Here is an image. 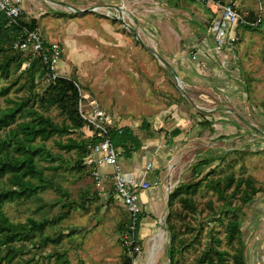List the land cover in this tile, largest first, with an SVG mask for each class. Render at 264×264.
I'll list each match as a JSON object with an SVG mask.
<instances>
[{
	"label": "rangeland",
	"instance_id": "obj_1",
	"mask_svg": "<svg viewBox=\"0 0 264 264\" xmlns=\"http://www.w3.org/2000/svg\"><path fill=\"white\" fill-rule=\"evenodd\" d=\"M223 1L235 3L241 15L247 18L261 16V24L254 30L240 27L241 40L236 44L235 58L229 55L227 57L229 60V62L227 61V68L220 67L217 74L214 75V78L222 80L221 84L214 86L209 81L208 96L206 97L208 98V120L210 125H208V139H205L208 144L201 145V143H198L200 146L194 155V149L191 150L190 155L189 152L186 153L188 162L184 165L183 176L169 190L164 187L166 196L162 198V201L160 199L162 202L160 209L157 211L149 209L153 218L147 207H145L143 214L146 216H142L143 218L139 222V226L142 228L141 234L140 229L138 231L141 250L136 253L131 264H149L150 246L152 245V248H154L152 242L154 238H156L157 244V248L153 249L156 250L155 264H170L166 253L167 245L170 242V233L166 229L165 218L168 211V194L174 186L196 182L207 171L215 170L210 175L213 179H219L232 173L234 180L251 178L257 187H264V0ZM194 2L182 1L185 6L198 7L199 3ZM178 7L179 4L174 5L169 0L166 3L160 2V6L152 3L149 4V10L143 11L142 15L126 16L124 19L134 27L136 23L138 26L140 24L144 25L146 35L148 34L146 29H150L147 22H151L156 27V20L162 21L163 24L161 25H166V29L171 31V28L175 29L176 27L177 19L175 17H182L177 10H173V8ZM142 18L144 19L143 22L141 21ZM196 20L193 22L201 23L200 18ZM150 30L152 34L147 35H152L149 36V44L152 41L155 42L156 39V36H154L156 35V29ZM118 31H121L123 39H118L115 42L119 44L116 47L117 57L112 54L111 44L100 43L103 45L99 47L98 42L94 41L93 43L89 42L91 41L89 39L82 38L83 40H80L79 46L83 52L82 54L80 51L83 57L78 61L75 59L73 63L66 53L63 62L66 63L68 69L63 66L61 71L59 62L58 70L63 76L76 79L81 95L84 94L88 98L84 101V105L87 103L84 109L89 108L88 102L95 99L97 105L110 113L113 119L118 118L117 122L114 120L116 126L128 125L136 131L140 130L139 126L142 120H149L154 114H157V108L159 109L158 106L161 103L173 98L172 90H175L174 92L180 96V99H185L188 94L185 91V85L180 86L178 84V76L176 75L177 78H175L163 62L169 60L165 58L162 60L159 55H153L140 46L139 41L146 42V36L144 38V35L138 33L141 36L139 35L136 39L124 26H119ZM104 39L106 40L107 37ZM123 42L128 43L125 45ZM86 45L95 47V49L90 48L88 54L84 49ZM151 45L153 46V44ZM134 48L139 50L137 51L138 54L135 53ZM190 50L188 49V52ZM142 53L143 56L147 54L149 59L143 58ZM15 77L14 75L9 80H1L0 85L10 84ZM146 80L148 83L145 82ZM20 84H22V81L18 80L8 95L13 100L26 93L24 90L15 91ZM226 84H228V87ZM142 85L143 91L145 86L149 88L147 98L142 94L143 92L141 93ZM204 87L206 86L204 85ZM216 88H220V90ZM35 89L39 94H42L45 84L40 83ZM155 101L157 102L153 104ZM0 102L3 107L10 106L4 101L3 97H0ZM36 106L55 122H61L63 119L67 121L58 107L40 108L38 104ZM148 123L153 128L154 123L152 121H148ZM89 136L90 132L83 127L69 135L61 136V139L65 141L67 137L81 139ZM55 138L58 137L55 136ZM44 143L51 153L59 158L54 164H61L60 158L64 162L58 170L47 169L45 173L53 175L54 180L68 190L73 199H78L80 195L82 198L86 196L87 199H85L84 207H76L66 219L46 230L49 235H55L60 231L64 233L65 237L59 246L48 245L39 248L31 244H25L28 251L22 258L31 255L34 259L31 264H54V259L49 256L54 251L64 250L67 252L69 264H122L121 257L125 251L123 235L125 233L123 234L118 226L127 219L128 213L121 202L113 197L115 183L113 167L109 166L107 171H103L102 166H100L98 168L100 176L97 178V182V179H93L95 176L93 177L87 165L82 163L80 170L73 168L77 157L75 151L64 152L59 150L52 139ZM223 152L225 154L221 160L216 159L207 166H200L197 173H192V166L198 158L206 154L210 157ZM123 157V155H118V166L120 164L119 160ZM40 164L46 166L51 164V161H43ZM149 177L154 179L152 173L149 174ZM232 189L231 186L225 191L229 193ZM56 197H58L56 192L46 190L38 194L37 200L21 205L7 204L5 211L14 222H22L27 216L39 218L43 212L37 211L36 207L43 203L50 205ZM192 200L196 208L195 213H187L178 203L173 205V208H176L179 212L174 223L177 226L176 230H179V237L188 239L195 237L203 228L200 244L196 243L197 250H200L207 242L204 236L206 231L212 229L215 236L221 240L224 238L223 223L226 218L224 217L223 221H219L216 218L217 215L214 214L223 203V200L217 197L215 191L201 187ZM231 202L232 205L240 204L236 198H232ZM59 209L58 204L51 208L48 207L45 209V215L54 216L59 212ZM214 216L215 218L206 224V217L212 218ZM209 218L208 220H210ZM240 218L241 238L245 246L244 254L247 264H264V191L257 194L253 200L243 207ZM160 233L162 234L161 237H159ZM220 247L224 248V241H222ZM194 252V249L186 248L180 255L182 264H190V260L195 255ZM129 254L132 255L130 252ZM16 260H18V257Z\"/></svg>",
	"mask_w": 264,
	"mask_h": 264
},
{
	"label": "trees",
	"instance_id": "obj_2",
	"mask_svg": "<svg viewBox=\"0 0 264 264\" xmlns=\"http://www.w3.org/2000/svg\"><path fill=\"white\" fill-rule=\"evenodd\" d=\"M169 1L177 5L180 1L195 0ZM210 21L207 23L208 26ZM23 28L37 30L36 24L33 21L27 22L22 12L16 23H10L5 13L0 10V81L16 76L10 84L0 85V97L10 104V106L3 107L0 102V264H31L34 260L33 256L22 258L28 251L25 244L39 248L48 245L59 246L65 237L64 233L60 231L55 235H49L46 230L66 219L76 207L85 206L86 196L82 198L80 195L78 199H73L68 190L54 180L53 175L45 173L47 169L58 170L64 162L60 158L61 164H54L59 158L51 153L44 142L52 139L59 150L75 151L77 157L73 168L76 170L81 169L82 163L84 164L89 154L90 145L95 142L93 136L81 139L67 137L65 141L61 139V136L69 135L83 127L87 129L85 120L78 112V83L73 77H58L49 82L40 81L41 75L47 70L41 57L32 54L25 55L19 49L13 48L14 43L24 40L26 34ZM245 29L254 30L256 28L246 26ZM44 44L49 46L46 40ZM18 80H21L22 84L15 91L24 90L26 93L13 100L8 95ZM40 83L45 84L42 94L35 89ZM36 104L40 108L58 107L67 121L63 119L61 122H55L49 115L40 111ZM88 110L89 108L86 109ZM205 123L201 122V125ZM208 125H210L209 120ZM139 129L134 131L128 125L110 129L112 145L119 155L124 156L123 158L132 157L140 149L141 135L139 132H145L148 136L153 135L151 125L147 120H142ZM224 154L225 152L217 153L210 157L206 154L198 158L192 166V173H197L200 166H207L216 159L221 160ZM43 161H51V164L41 166L40 163ZM214 171H207L196 182L174 186L168 194L165 226L170 233V242L166 248L170 264H182L180 255L186 248L195 250L190 264H247L244 254L245 246L241 238L240 215L243 207L257 194L264 191V187H257L251 178L234 180L232 173L219 179H213L210 175ZM231 186L233 189L227 193L225 190ZM201 187L215 191L217 197L223 200L222 205L214 214L217 215L216 218L219 221H223L224 217L226 221L221 222L224 224V238L221 240L215 236L212 229L206 231L204 236L207 242L202 249L197 250L196 243L200 244L203 228L191 239L179 237V230H176L177 226L174 223L179 212L173 208V205L178 203L187 213H195L196 208L192 198ZM46 190L56 192L58 197L50 205L43 203L36 207L37 211L43 212L39 218L27 216L22 222H14L7 215L5 211L7 204L21 205L37 200L38 194ZM113 197L121 202L115 188ZM232 198L239 200L240 204L232 205ZM56 204L60 206L59 212L54 216H46L45 209L54 207ZM144 215L141 211L135 222L128 215L127 219L119 224L118 229L123 234L126 232L132 234L134 242L139 243V222ZM208 218L206 217V224L215 216L210 217V220ZM222 241H224V248L220 247ZM124 250L121 257L122 264H131L136 253L130 255L126 248ZM17 257L18 260H16ZM49 257L54 259V264H69L67 252L64 250L54 251Z\"/></svg>",
	"mask_w": 264,
	"mask_h": 264
},
{
	"label": "crops",
	"instance_id": "obj_3",
	"mask_svg": "<svg viewBox=\"0 0 264 264\" xmlns=\"http://www.w3.org/2000/svg\"><path fill=\"white\" fill-rule=\"evenodd\" d=\"M160 2L166 3L168 0H23L21 8L26 21H33L36 24L37 30L44 40L48 43L56 42L61 45L63 55L60 68L62 71L63 66L67 67L63 62L66 53L73 63L75 59L78 61L83 57L79 46L82 38L91 40L89 42H98L99 47L103 44H111L112 54L117 57L116 47L119 44L115 42L118 39H123L121 31H118V27L122 25L111 18L112 14L121 13L124 18L136 14L142 15L143 11L149 10V4L155 3L160 6ZM177 4L179 7L173 8V10H177L182 17H175L177 19L175 29L171 28L169 31L166 29V25H161L162 21L156 20V27L151 22H147L150 29H156L155 42L151 43L153 46L148 43L149 36L152 35L147 36L152 34L151 30L146 29L148 33L146 35L144 25L138 26L136 23L134 27L137 32V37L133 36L134 38L138 39L141 34L144 35V38L146 36V42L139 41L140 46L153 55H159L162 60H164L163 58L168 59L167 63L170 64L179 80L185 83L184 88L188 94L185 99H180V96L174 92L175 90H172L173 98L168 101L165 99L167 102L158 106L157 114L147 120L154 123L153 135L148 136L145 132H139L141 135L140 149L132 157L119 160L118 170L128 182L147 181L152 186L138 191L137 199L142 211L145 207L152 211L160 209L162 198L166 196L164 187L169 190L184 174V165L188 162L186 153L189 152L190 155L191 150L194 149V155L200 146L198 143L208 144V141L205 140L208 139L209 116L208 98L206 97L208 96V83L211 81L214 86H217L222 82L220 78H214L220 65L217 63L218 56L211 52L213 42L206 33L208 27L206 23L211 19L210 12L198 3H196L198 7L185 6L182 1ZM94 6H97L96 10L92 9ZM108 12L111 16L107 14ZM197 18L201 19V23L193 22L197 21ZM141 21L143 22L144 19L142 18ZM63 33L65 34L63 35ZM105 37L108 41L104 39ZM123 43L126 45L128 42ZM86 48L84 49L88 54L90 48L95 49L88 45ZM188 49L191 50L188 52ZM134 51L138 54L139 50L134 48ZM192 54H196L198 58L192 60L190 58ZM141 55L143 58L149 59L147 54L143 56L142 53ZM145 82L148 83L147 80ZM226 86L228 87V84ZM168 88L171 89L170 86ZM148 89L145 86L143 91V85L141 87V93L143 92L142 94L146 98ZM216 89L220 90V88ZM127 114L129 115L128 112ZM114 120L117 122L118 118H114ZM201 122L206 123L201 125ZM148 162H151L152 166L145 171L144 167ZM101 168L103 171H107L109 166L103 165ZM150 173L154 179L149 177ZM150 210L149 214L152 217ZM151 219L150 221L153 222ZM139 229L141 234V226Z\"/></svg>",
	"mask_w": 264,
	"mask_h": 264
},
{
	"label": "built area",
	"instance_id": "obj_4",
	"mask_svg": "<svg viewBox=\"0 0 264 264\" xmlns=\"http://www.w3.org/2000/svg\"><path fill=\"white\" fill-rule=\"evenodd\" d=\"M23 0H0V10L5 13L10 23H16L22 12ZM201 4L207 11L210 12L211 21L207 27L206 33L213 42L211 52L218 56L217 63L222 68H227L229 55L235 58L234 51L236 44L240 38V27L260 26L262 17L257 15L256 18H247L242 16L237 6L233 2H223L222 0H195ZM92 9L96 10L97 6ZM110 15V12L107 13ZM117 14V13H116ZM111 16V15H110ZM26 36L23 41L13 44V48L19 49L25 55H34L41 57L47 70L41 75L40 81L49 82L58 77H65L59 72V62L63 49L58 43H49V46L44 44V39L38 30H28L23 28ZM192 60L197 59L196 54L190 57ZM228 61V62H227ZM28 64V63H27ZM88 99L79 91L78 112L87 124V129L90 136H93L95 142L90 145L89 154L86 156L84 164L90 169L91 174L98 178L100 173L98 168L103 165H108L114 168L113 178L115 180L114 188L119 196L122 205L126 209L128 215L135 222L137 215L142 211L138 204V191L151 188V184L147 181L139 183H130L118 170V152L114 149L110 129L116 126L113 117L106 110L100 108L96 100L88 102L89 110L86 111L84 101ZM151 162H148L144 169L145 171L151 168ZM131 229L133 227L131 226ZM123 246L130 253H139L141 247L138 242H134L133 235L126 232L123 235ZM133 261V260H132Z\"/></svg>",
	"mask_w": 264,
	"mask_h": 264
},
{
	"label": "water",
	"instance_id": "obj_5",
	"mask_svg": "<svg viewBox=\"0 0 264 264\" xmlns=\"http://www.w3.org/2000/svg\"><path fill=\"white\" fill-rule=\"evenodd\" d=\"M118 10H119V8H118ZM112 18L115 19V20H117L122 26H124L126 29H128V30L132 33V35H133L134 37H137V32H136L134 26H133L132 24L128 23V22L124 19V17L121 15V13H117V14L114 13V14H112ZM149 50L152 51V49H150V48H149ZM152 52H153V51H152ZM164 64H165L166 67L169 69V71H170L172 74H174L175 78H177V76H176V74L173 72V69H172V67L170 66V64H168L166 61H164ZM177 80H178V79H177ZM169 189H170V188H169Z\"/></svg>",
	"mask_w": 264,
	"mask_h": 264
},
{
	"label": "bare ground",
	"instance_id": "obj_6",
	"mask_svg": "<svg viewBox=\"0 0 264 264\" xmlns=\"http://www.w3.org/2000/svg\"><path fill=\"white\" fill-rule=\"evenodd\" d=\"M106 9H107V8H106ZM110 9H111V8H110ZM115 12H116V11H115ZM122 15H123V14H122ZM177 81H178V84H179L180 86H183V85H184V83H182L181 80L178 79ZM159 235H160L159 237L162 236L161 233H160ZM152 242H153V245H154V248H155V247L157 246V244H156V238H154ZM154 248H152V245L150 246V256H151V257L149 258V264H153V262H154V258H155V255H156V254H155V251H156V250H155V251L153 250ZM156 248H157V247H156ZM154 264H155V262H154Z\"/></svg>",
	"mask_w": 264,
	"mask_h": 264
}]
</instances>
